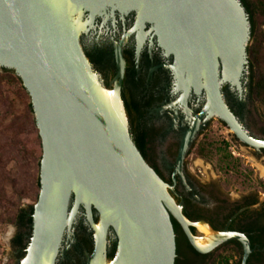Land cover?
Returning <instances> with one entry per match:
<instances>
[{
    "label": "water",
    "instance_id": "water-1",
    "mask_svg": "<svg viewBox=\"0 0 264 264\" xmlns=\"http://www.w3.org/2000/svg\"><path fill=\"white\" fill-rule=\"evenodd\" d=\"M106 9L135 11L138 24H153L160 45L174 57L171 69L184 105L191 91L206 95L181 141L178 167L203 118L223 122L241 144L264 149V140L243 129L221 92L223 83L240 90L247 64L250 24L238 0H0V68L21 80L42 146L32 236L18 264H56L63 236L80 207L95 241L86 264L98 255L105 264H175L172 217L197 252L207 254L235 240L243 250L241 264H247L252 253L247 236L190 222L174 201L172 187L132 141L120 97L122 46L128 34L116 47L114 88H104L93 72L80 45L86 28L81 20L85 12L92 19ZM199 223L216 235L203 249L190 230ZM110 228L117 237L112 260L106 255Z\"/></svg>",
    "mask_w": 264,
    "mask_h": 264
},
{
    "label": "flooded vegetation",
    "instance_id": "flooded-vegetation-1",
    "mask_svg": "<svg viewBox=\"0 0 264 264\" xmlns=\"http://www.w3.org/2000/svg\"><path fill=\"white\" fill-rule=\"evenodd\" d=\"M83 20L86 22V28L80 36V45L93 72L106 89H110L112 82L118 77L116 47L128 34L122 46L124 73L120 83V97L125 109L128 131L147 164L164 183L172 187V197L180 206L184 217L192 223L203 221L212 230L219 232L226 228L238 232V219H242L241 223L256 221V217L243 214L264 207V202L250 204L255 194L244 195L236 201L231 200L216 184L202 182L199 175L191 171L192 168L187 162L202 131L210 126L214 117L201 120L182 165L177 166L176 160L183 136L203 109L206 95L204 92L196 94L191 91L185 105L180 101L182 91L177 90L171 69L174 57L167 54L160 45L153 24H138L139 17L135 11L122 13L111 9H106L92 19L90 14L85 12ZM242 82L244 88H248L249 80L246 76ZM221 92L225 103L244 130L250 136L264 140V119L256 115L251 119L242 95L230 85L222 84ZM260 105L264 106V103ZM218 122L222 124L219 120ZM252 130L256 133H252ZM232 136L234 140L235 136ZM234 142L254 151L257 156L264 155V149L256 150L239 141ZM235 210L236 212L227 219ZM93 215L98 220L96 211H93ZM198 216L201 219H194ZM172 223L176 239L175 264H208L216 258L217 249L222 245L207 254H201L190 245L182 227L173 217ZM190 230L192 234H196L195 226H190ZM114 241L115 247L112 246ZM94 244V233L84 208L80 207L72 229L63 236L56 264H68V260L86 264ZM108 247L113 249L110 251ZM254 251L259 250L252 249V252ZM110 252L114 256L117 252V237L112 228L108 231L106 244L107 258L112 260L114 256L110 259ZM250 264H264V259L254 256Z\"/></svg>",
    "mask_w": 264,
    "mask_h": 264
},
{
    "label": "rangeland",
    "instance_id": "rangeland-1",
    "mask_svg": "<svg viewBox=\"0 0 264 264\" xmlns=\"http://www.w3.org/2000/svg\"><path fill=\"white\" fill-rule=\"evenodd\" d=\"M81 23L86 22L81 20ZM250 45L251 34L246 44V53ZM245 67L246 64L240 78V90L229 83L223 84L230 85L242 95L251 119L255 115L264 119V106L260 105L264 101L250 100L249 91L243 86ZM2 69H0V264H17L18 253L11 243L18 233L13 216L19 209L33 204L36 194L34 184L40 174L37 162L42 152L40 141L37 139V128H33L32 119L27 113L29 100L22 85L14 73L4 72ZM115 81L112 82L111 88H114ZM251 132L256 133L253 130ZM227 154H230L231 161L226 160ZM187 162L192 168L191 171L199 175L202 182L216 184L231 200L236 201L244 195L255 194L259 203L264 202V177L261 174V170L264 169V155L257 156L254 151L235 144L232 133L216 118L202 131ZM195 228L196 234L193 235L197 239H202L203 234L198 225ZM219 253L230 257L228 264H235L238 259L232 248H225Z\"/></svg>",
    "mask_w": 264,
    "mask_h": 264
},
{
    "label": "trees",
    "instance_id": "trees-1",
    "mask_svg": "<svg viewBox=\"0 0 264 264\" xmlns=\"http://www.w3.org/2000/svg\"><path fill=\"white\" fill-rule=\"evenodd\" d=\"M244 9L248 22L250 24V34H251V45L247 48V64L245 67L244 77L246 76L249 80L248 91H249V98L254 102H262L264 101V0H238ZM4 72H12V70L2 69ZM15 74V73H14ZM17 77V76H16ZM19 83L22 85L21 80L17 77ZM27 99L29 100L27 105V113L28 116L32 119L33 128L36 127L35 119H34V112L30 102V97L24 87L22 86ZM221 122V121H220ZM223 124V122H221ZM224 125V124H223ZM225 126V125H224ZM244 129V128H243ZM38 132V130H37ZM37 139L40 141V147L42 152L41 140L39 135L37 134ZM132 139V138H131ZM235 141H238L234 137ZM133 141V140H132ZM226 146L228 144L225 143ZM226 160H232L230 154L225 156ZM40 156L39 161L37 162V167L40 170ZM40 173V171H39ZM34 187L36 189V194L33 199V204L28 205L27 208L19 209L15 215L13 216V221L18 228V233L12 239V247L18 253L17 258L18 262L24 258L26 254V249L28 248L30 238L32 236L33 231V206L36 204L38 200V194L40 191V178L39 176L36 177ZM256 196L251 201V205H255L257 203ZM95 212V211H94ZM231 212L227 219L230 218L234 213ZM243 214L249 215L248 217H256V221L251 223L243 222L241 223L242 219L236 225H239L238 232L244 233L250 243L251 248L254 251L250 254L247 264H250L251 260L254 256H258L261 259H264V207L261 209H256L253 211H246ZM95 221H97L96 216H94ZM193 218H191L192 220ZM194 219H201V217H194ZM257 233H261L257 234ZM27 241V242H26ZM26 242V243H25ZM116 241L112 243V246L115 247ZM111 246V247H112ZM109 248L108 250H112L113 248ZM225 248H232L237 255L238 259L236 260L235 264H241L243 250L239 242L235 240L228 241L227 243L223 244L220 248L217 249V256L216 258L212 259V261L208 264H228L229 258L219 253V251ZM114 255L110 252L109 258L112 259ZM68 264H78V262L73 263L72 260H68Z\"/></svg>",
    "mask_w": 264,
    "mask_h": 264
},
{
    "label": "bare ground",
    "instance_id": "bare-ground-1",
    "mask_svg": "<svg viewBox=\"0 0 264 264\" xmlns=\"http://www.w3.org/2000/svg\"><path fill=\"white\" fill-rule=\"evenodd\" d=\"M161 42L163 43L162 39ZM261 174L264 177V169L261 170ZM199 230L202 232L203 234V238L202 239H197L195 238V244L198 248L203 249L207 246H209V244L215 239L216 235L212 234L208 228L206 226H204L203 224L199 223L197 224ZM122 262H116L114 264H121ZM43 264H48V263H43ZM90 264H105L102 257L100 255L96 256Z\"/></svg>",
    "mask_w": 264,
    "mask_h": 264
}]
</instances>
